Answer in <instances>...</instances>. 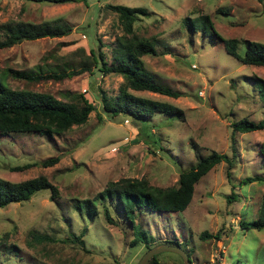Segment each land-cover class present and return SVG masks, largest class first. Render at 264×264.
Here are the masks:
<instances>
[{
	"label": "rangeland",
	"instance_id": "obj_1",
	"mask_svg": "<svg viewBox=\"0 0 264 264\" xmlns=\"http://www.w3.org/2000/svg\"><path fill=\"white\" fill-rule=\"evenodd\" d=\"M107 4L142 6L149 12L131 23L132 32L152 40L156 50L141 55L144 68L154 80L182 95L127 90L169 102L180 109L179 114L152 113L144 118L142 127L127 115L102 111L99 89L114 95L123 81L118 73H101L88 55V49L100 51L110 63L114 37L124 34L116 12ZM200 14L208 16L221 37L264 42V0L58 4L0 0V25L38 24L56 18L70 25L61 36L22 39L0 47L3 82L10 88L45 91L62 100L67 93L80 91L93 104L84 123L71 125L60 134L0 133L1 178L20 181L43 175L56 188L55 196L41 189L26 200L0 206V264H135L148 246L159 242L188 251L191 264H264V227L237 224L239 219L256 217L264 193V181L244 179L264 175V158L258 150L264 142V125L234 131L231 141L228 124L241 117L264 121V96L260 94V90L264 94L260 83L264 65L241 63L218 39L210 43L185 28L183 18ZM243 47L240 42L237 51L241 53ZM84 59H88V68L60 79L29 81L7 72L77 70ZM253 76L255 80L248 78ZM211 150L226 153L230 162L220 160L201 174L181 211L145 208L137 211L132 223L109 207L111 221H107L96 201L102 211L90 217L91 221L72 210L74 200L92 198L109 181L121 177L144 178L158 187L175 186L178 172ZM50 156L57 160L49 165L37 163ZM24 164L27 166L12 168ZM202 230L217 232L218 238H200ZM80 231L81 243L69 240V232ZM154 256L161 264H182L173 251Z\"/></svg>",
	"mask_w": 264,
	"mask_h": 264
},
{
	"label": "trees",
	"instance_id": "obj_2",
	"mask_svg": "<svg viewBox=\"0 0 264 264\" xmlns=\"http://www.w3.org/2000/svg\"><path fill=\"white\" fill-rule=\"evenodd\" d=\"M33 2L65 3V2H85L86 0H28ZM111 10L116 12L117 19L124 31L114 37L115 45L111 48L110 63H106L103 54L93 49H88L89 58L96 69L101 73H118L123 81L119 85L117 93L106 94L99 89L100 106L106 114H124L134 123L145 125L144 118L152 113H166L175 116L180 113V109L175 105L144 96L135 95L127 90H148L159 94L177 97L182 95L181 91L173 89L154 80L146 71L141 59L142 54H155L156 50L153 41L137 36L131 30V23L139 15L149 13L142 6H127L123 4H107ZM185 28L190 32H198L202 37L213 42L214 38L222 42L227 53L235 57L239 62L245 64L264 65V42L259 40L242 39L238 41L234 37H221L213 30L210 19L206 14L194 17L186 16L182 19ZM2 36L0 37V47H5L19 42L22 39H33L42 36H61L66 34L70 25L60 19L43 20L38 24L19 21L16 23H3L0 25ZM128 34V35H127ZM242 42L244 47L241 53L237 51L238 44ZM88 59H84L78 69L19 73L7 70L12 77L23 78L29 81L40 79H60L71 76L83 70ZM91 64V63H89ZM255 80L253 76L248 77ZM254 83V82H253ZM261 87L264 81L260 79ZM258 84V83H257ZM260 94H264L260 90ZM93 109V104L82 92L73 91L66 94L65 99H59L45 91H36L24 88H10L3 82L0 73V133L10 132H37L49 135L50 133L60 134L71 125H80L85 122L89 111ZM231 141L234 131L244 132L257 130L263 127V119L252 121L246 117H241L230 121ZM147 134V133H146ZM230 141V142H231ZM259 153L264 158V142L258 147ZM57 160V156H50L38 161V164L49 165ZM223 160L227 164L230 162L229 156L224 152L211 150L207 154L198 157L194 164L178 172L175 186L158 187L150 185L144 178L121 177L114 181H109L103 188L97 191L92 198L74 200L72 210L79 214H85L90 220L95 214L103 210L104 217L110 220L108 207L123 218H127L134 223L133 218L137 211L148 208L157 211H181L189 202L193 190V183L207 171L212 165ZM27 166L16 165L12 168ZM228 174V171H226ZM245 181H264V175H251L244 178ZM41 189H48L51 196L56 195V188L43 175H37L20 181H9L0 177V206L9 202L22 201ZM232 193L227 198L232 197ZM99 203L102 207L97 208ZM87 220V221H89ZM93 220V219H92ZM91 221V220H90ZM131 223V224H132ZM241 227H264V193L261 196L257 215L249 221L239 219ZM83 232H69V240L82 242ZM139 234H135L138 239ZM37 236V235H36ZM213 236L218 238V233L213 234L202 230L199 237ZM66 240V239H64ZM67 241V240H66ZM134 242V240H133ZM149 247V246H148ZM189 255L188 251H186ZM146 264H161L152 255Z\"/></svg>",
	"mask_w": 264,
	"mask_h": 264
},
{
	"label": "water",
	"instance_id": "obj_3",
	"mask_svg": "<svg viewBox=\"0 0 264 264\" xmlns=\"http://www.w3.org/2000/svg\"><path fill=\"white\" fill-rule=\"evenodd\" d=\"M163 250H169V251H173L177 253L181 258L182 264H191L189 255L182 247H180L177 244H169V243H164V242H159L152 246L147 247L138 257L135 264H146L148 259L152 255L160 251H163Z\"/></svg>",
	"mask_w": 264,
	"mask_h": 264
},
{
	"label": "flooded vegetation",
	"instance_id": "obj_4",
	"mask_svg": "<svg viewBox=\"0 0 264 264\" xmlns=\"http://www.w3.org/2000/svg\"><path fill=\"white\" fill-rule=\"evenodd\" d=\"M208 264H214V263H208Z\"/></svg>",
	"mask_w": 264,
	"mask_h": 264
},
{
	"label": "built area",
	"instance_id": "obj_5",
	"mask_svg": "<svg viewBox=\"0 0 264 264\" xmlns=\"http://www.w3.org/2000/svg\"><path fill=\"white\" fill-rule=\"evenodd\" d=\"M218 258H220V257H218Z\"/></svg>",
	"mask_w": 264,
	"mask_h": 264
}]
</instances>
